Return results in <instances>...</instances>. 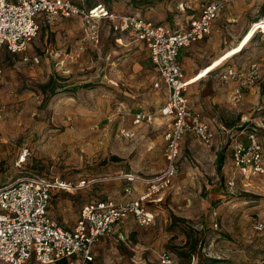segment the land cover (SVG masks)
Wrapping results in <instances>:
<instances>
[{
    "label": "rangeland",
    "instance_id": "374dc122",
    "mask_svg": "<svg viewBox=\"0 0 264 264\" xmlns=\"http://www.w3.org/2000/svg\"><path fill=\"white\" fill-rule=\"evenodd\" d=\"M72 1L84 8L101 3L176 28L207 0ZM214 23L209 35L221 47L213 52L210 45L196 61L219 57L199 77L223 60L217 73L227 66L244 70L264 55V0L226 4ZM98 27L93 42L85 39L79 16L41 19L25 53H0V186L28 174L74 184L95 178L73 191H52L49 213L65 226L74 224L84 203L119 198L121 174L149 176L168 163L165 133L171 121L159 112L167 91L154 86L158 73L147 48L130 34L113 33L107 20ZM217 73L187 90L192 108L216 130L212 142L182 135L177 173L160 201L146 203L155 220L143 226L130 216L121 221L98 244L96 264H161L163 252L173 264H254L260 256L264 236L252 223L264 207V178L234 174L232 145L254 131L264 155V74L237 100L235 83ZM138 110L153 120L134 124ZM233 174L230 189L226 183Z\"/></svg>",
    "mask_w": 264,
    "mask_h": 264
},
{
    "label": "built area",
    "instance_id": "2783aa9c",
    "mask_svg": "<svg viewBox=\"0 0 264 264\" xmlns=\"http://www.w3.org/2000/svg\"><path fill=\"white\" fill-rule=\"evenodd\" d=\"M235 1H204L196 16L184 25L172 28L138 14L107 10L101 3L84 8L72 0H0V53L4 49L10 53H25L38 33L40 20L58 16H79L85 23V39L93 42L99 40L100 20L109 21L113 33L132 35L149 52V59L158 73L154 86H165L167 96L159 112L171 121V128L165 133L168 159L165 168L149 176L131 172L121 174L119 177L124 180L122 195L116 199L84 203L71 227L63 226L50 215L51 193L54 189L73 191L95 182V178H84L74 184L28 174L0 186V263L93 264L94 244L113 234L121 221L132 216L143 226L155 220L146 203L160 200V193L177 173L178 145L182 135L189 133L204 144L211 143L214 138L210 121L195 111L188 99L187 90L192 82L191 78L185 77L178 61L179 50L209 35L213 21L226 4ZM24 59H27L26 55ZM2 71L0 67V80ZM262 74L264 55L259 61H250L244 70L227 66L217 76L224 82L235 83L234 95L238 100L242 91L249 89ZM151 120L152 114L144 110L133 114L134 124ZM246 138V142L234 139V174L242 178H264V155L259 139L254 131L247 133ZM234 174L227 179L230 189L235 185ZM138 184L142 185L141 189ZM252 229L264 236V207L255 216ZM119 238L125 240L122 234ZM259 255L254 264H264V248ZM159 260L161 264H173L172 257L166 252L159 254Z\"/></svg>",
    "mask_w": 264,
    "mask_h": 264
},
{
    "label": "crops",
    "instance_id": "0c3cea01",
    "mask_svg": "<svg viewBox=\"0 0 264 264\" xmlns=\"http://www.w3.org/2000/svg\"><path fill=\"white\" fill-rule=\"evenodd\" d=\"M215 28H216V25H215V23L214 24H212V31H214L215 30ZM123 34H127V33H123ZM129 35V34H128ZM210 37H212V38H210ZM116 39H118V40H121V38H117L116 37ZM136 40V39H135ZM216 40H217V36H215V34H214V36L212 35H207L206 37H204L203 39H200V40H198V41H195V42H193L192 44H190L191 46H186V47H182L180 50H179V53L180 54H178V61H179V63H180V65H181V67H182V70H183V72H184V74H185V77L186 78H191V84H190V86L192 85V84H194V83H196L197 81V79L198 80H200L201 78H203V77H205L207 74H209V75H212V73H217L216 71V68H217V66H219V65H217L216 67H214L213 69H210L204 76H202V77H199L198 76V74L200 73V71L203 69V68H206L207 66H209L215 59H217L216 57L215 58H213L210 62H206V63H200V62H197L196 61V59H198V60H200V58H201V56H203L202 54H203V52H205V50H206V48L207 47H209L210 45V47H212L213 48V52H217V49H218V47H221V44H218L217 46H214V44L216 43ZM138 41V40H137ZM141 43V42H140ZM143 44V43H142ZM237 44V43H236ZM235 44V45H236ZM231 47H233V46H231ZM230 47V48H231ZM230 48H227L226 50H224L223 52H221L222 54H224L227 50H229ZM148 51V50H147ZM222 54H220V56L222 55ZM229 58V57H228ZM227 59V58H226ZM211 73V74H210ZM217 75V74H216ZM196 81V82H195ZM161 87H163L164 88V90H166L165 89V86H163V85H161ZM212 125V124H211ZM218 127V126H217ZM212 128H213V131H215L214 132V136H215V133H216V130L214 129V126L212 125ZM220 130H221V132L222 133H226L227 132V130H226V128L225 127H218ZM189 134V133H188ZM124 183V182H123ZM122 186H123V184H122ZM161 194V193H160ZM122 195V191L120 192V196ZM119 196V197H120ZM160 196V195H159ZM109 198V197H108ZM112 199H116V198H112ZM160 200H161V197H160ZM160 200H158V201H160ZM52 216V215H51ZM131 218H133L132 216H130ZM53 218H54V216H53ZM55 219V218H54ZM134 219V218H133ZM56 220V219H55ZM58 221V220H57ZM59 223H60V221H58ZM62 224V223H61ZM63 225V224H62ZM63 226H65V225H63ZM71 226H73V225H71V224H68V226L67 227H71ZM111 235H113V234H111ZM108 236H110V235H108ZM106 237V236H105ZM105 237H103L102 239H100L96 244H94V246H93V254H94V262H93V264H96L95 263V259H96V249H97V246H98V244L100 243V241H102L103 239H105ZM264 248V247H263ZM262 248V249H263ZM261 249V250H262Z\"/></svg>",
    "mask_w": 264,
    "mask_h": 264
},
{
    "label": "trees",
    "instance_id": "16d2710c",
    "mask_svg": "<svg viewBox=\"0 0 264 264\" xmlns=\"http://www.w3.org/2000/svg\"><path fill=\"white\" fill-rule=\"evenodd\" d=\"M93 5H95V4H92V5H90V6L92 7ZM90 6H89V7H90ZM241 50H242V49H241ZM241 50H240V51H241ZM217 68H218V67H217ZM217 68H216V69H217ZM49 83H50V81H49ZM47 84H48V83H47Z\"/></svg>",
    "mask_w": 264,
    "mask_h": 264
}]
</instances>
